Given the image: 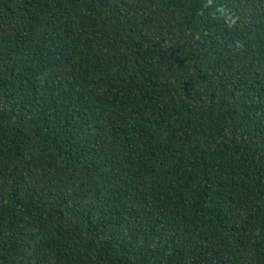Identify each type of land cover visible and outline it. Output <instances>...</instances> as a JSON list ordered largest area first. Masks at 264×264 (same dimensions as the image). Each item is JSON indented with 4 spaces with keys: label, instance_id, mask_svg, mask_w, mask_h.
Instances as JSON below:
<instances>
[{
    "label": "trees",
    "instance_id": "trees-1",
    "mask_svg": "<svg viewBox=\"0 0 264 264\" xmlns=\"http://www.w3.org/2000/svg\"><path fill=\"white\" fill-rule=\"evenodd\" d=\"M0 264H264V0H0Z\"/></svg>",
    "mask_w": 264,
    "mask_h": 264
}]
</instances>
